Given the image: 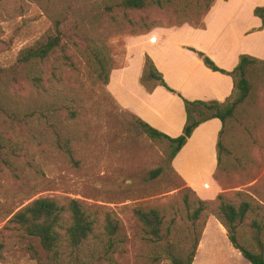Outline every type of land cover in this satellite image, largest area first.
Here are the masks:
<instances>
[{
    "label": "rangeland",
    "instance_id": "obj_1",
    "mask_svg": "<svg viewBox=\"0 0 264 264\" xmlns=\"http://www.w3.org/2000/svg\"><path fill=\"white\" fill-rule=\"evenodd\" d=\"M97 2L0 0V74L14 65L22 48L53 33L55 20L64 28L81 26L75 37L80 44L92 33L105 37L111 66H119L126 38L138 34L130 25L119 30L98 26ZM148 12L166 24L157 10ZM143 14L131 16L136 20ZM73 54L77 69L56 70L51 84L50 69H44L43 86L33 87L20 79L0 88L7 102L0 115L6 140L0 162V264H172L167 243L185 254L202 230L203 217L191 223L187 215V204H192V211L200 197L173 171L168 144L150 139L83 58ZM225 146L231 154L227 168L217 171V194L259 206L247 215L237 236L239 243L256 250L257 234L264 253V73L254 79L251 97L230 122ZM40 196L60 202L79 200L98 220L97 237H90L77 250L61 248L56 259L48 260L36 237L21 234L7 222L16 210ZM134 208H157L164 225L170 224V232L162 233L161 241L149 240ZM105 213L119 224L120 241L112 249L102 242ZM253 218L263 224L257 233L251 226Z\"/></svg>",
    "mask_w": 264,
    "mask_h": 264
},
{
    "label": "trees",
    "instance_id": "obj_2",
    "mask_svg": "<svg viewBox=\"0 0 264 264\" xmlns=\"http://www.w3.org/2000/svg\"><path fill=\"white\" fill-rule=\"evenodd\" d=\"M94 7L98 26L102 29L113 27L117 30L125 25L134 26L135 34H144L157 26H176L189 23L196 27L203 26V17L210 9L214 0H98ZM157 10L166 21L161 24L157 18L152 19L148 11ZM144 12L138 19H132L133 12ZM253 14L264 23V5L256 6ZM137 29H140L136 31ZM54 32L44 38L35 41L22 48L16 57L15 63L10 69L2 70L0 74V88L6 84H18L20 79L26 80L33 87L43 86V72L50 69L51 81L57 78L56 70L62 71L63 66L72 70L77 69L74 61L77 52L85 65L96 77L107 84L109 72L112 69V60L109 54V46L105 37L90 34L89 39L84 38L83 44L75 40L80 33L81 26L74 23L72 28L60 25L59 20L54 21ZM73 30V32H71ZM121 31V30H120ZM82 39V38H81ZM71 49V51H69ZM203 63L212 70H218L231 76L233 88L231 94L224 101L188 100L182 98L185 109V123L182 133L176 137H170L159 130L151 127L146 122L135 116V123L142 128L143 132L152 140H162L168 144V160L171 163L173 157L184 145L192 131L202 122L210 118H218L221 127L218 132L216 144V169L214 179L219 168H227L230 151L225 146L226 132L230 122L236 113L248 101L253 91V81L261 73H264V59H259L248 54H240L238 62L230 71L217 67L214 62L203 52L191 48ZM59 79V78H58ZM139 83L148 91L161 85L167 90L174 92L163 80L160 72L155 68L152 60L146 54ZM1 93V92H0ZM7 102L0 95V115L7 107ZM74 114V111L71 112ZM5 137L0 131V162L6 146ZM152 173H157L154 170ZM191 203L187 204V215L191 223L203 217L202 228L208 215H214L224 226L227 237L233 247L238 249L241 255L251 264H264L263 246L257 234L253 238L256 242V250L248 248L238 241V229L245 221L247 215L256 207L249 200L241 199L235 203L230 197L219 193L213 200L197 198L194 208L189 210ZM133 213L140 222L141 229L151 241H161L163 234L170 232V224L164 225L162 214L157 208L141 209L134 208ZM97 218L92 217L82 206L81 202L74 198L60 202L50 196H40L32 199L27 204L16 210L8 219L21 234L36 237L43 250L46 251L48 260L56 259L64 248L70 250L79 249L90 237H97ZM173 222V220H171ZM170 222V223H171ZM252 228L261 230L263 224L253 218ZM102 242L107 249L115 247L118 238L119 224L116 218L109 213L104 214L102 223ZM202 231V230H201ZM194 236L191 248L185 253L176 252L173 244L167 243V258L172 264H191L199 236Z\"/></svg>",
    "mask_w": 264,
    "mask_h": 264
},
{
    "label": "crops",
    "instance_id": "obj_3",
    "mask_svg": "<svg viewBox=\"0 0 264 264\" xmlns=\"http://www.w3.org/2000/svg\"><path fill=\"white\" fill-rule=\"evenodd\" d=\"M264 0H214L203 26L189 23L157 26L126 38L123 62L109 72L107 90L116 103L151 127L170 136L182 133L188 100L224 101L233 88L230 75L212 70L191 48L203 52L225 71L232 70L240 54L264 59V23L253 14ZM148 55L171 92L158 85L148 91L139 83ZM221 122L200 123L171 160L173 171L202 199L217 194L213 177ZM191 264H251L230 243L224 226L206 217Z\"/></svg>",
    "mask_w": 264,
    "mask_h": 264
}]
</instances>
